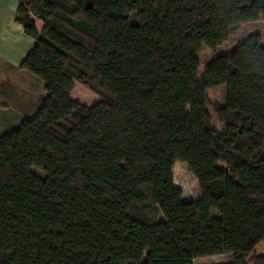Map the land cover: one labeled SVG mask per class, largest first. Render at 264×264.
<instances>
[{
  "label": "trees",
  "instance_id": "1",
  "mask_svg": "<svg viewBox=\"0 0 264 264\" xmlns=\"http://www.w3.org/2000/svg\"><path fill=\"white\" fill-rule=\"evenodd\" d=\"M257 21L264 0L20 4L19 68L45 96L0 136V264H264V46L252 33L200 60ZM75 83L99 101L72 100ZM177 162L199 198L183 201Z\"/></svg>",
  "mask_w": 264,
  "mask_h": 264
},
{
  "label": "crops",
  "instance_id": "2",
  "mask_svg": "<svg viewBox=\"0 0 264 264\" xmlns=\"http://www.w3.org/2000/svg\"><path fill=\"white\" fill-rule=\"evenodd\" d=\"M11 2V7L0 8V136L17 128L22 120L32 118L45 96L43 81L19 68L34 41L15 22L16 8L21 2ZM23 106L27 109H23ZM231 261L232 255L227 253L196 258L193 264Z\"/></svg>",
  "mask_w": 264,
  "mask_h": 264
},
{
  "label": "rangeland",
  "instance_id": "3",
  "mask_svg": "<svg viewBox=\"0 0 264 264\" xmlns=\"http://www.w3.org/2000/svg\"><path fill=\"white\" fill-rule=\"evenodd\" d=\"M17 1L21 2L20 4H23L25 0ZM11 5V0H0V8L11 7ZM252 33H257L260 35L261 44L264 46V21L247 23L242 25L236 31V33L232 34L231 37L226 42L221 44V46H218L215 51L204 47L200 53L201 62L204 64L209 62L215 56L229 55L238 44H240L248 35ZM225 92L226 87L224 84L208 88L205 91L207 108L210 113L211 123L213 127L220 126V123L217 121L214 112L215 109L224 105ZM71 99L88 106H91L99 101V98L96 95L83 88L78 83H75L73 92L71 94ZM23 109H27L26 106H23ZM33 171L40 177L44 176V174L37 169H33ZM172 172L174 185L180 188L182 192H184V195H186L183 197V201L196 199L195 197L197 196V198L200 197V190L198 188L197 181L184 163L177 162L175 164V167H173ZM256 252L264 253V241L257 246Z\"/></svg>",
  "mask_w": 264,
  "mask_h": 264
}]
</instances>
